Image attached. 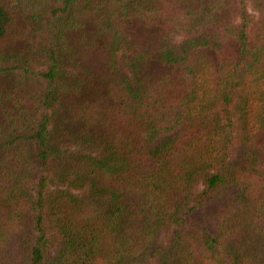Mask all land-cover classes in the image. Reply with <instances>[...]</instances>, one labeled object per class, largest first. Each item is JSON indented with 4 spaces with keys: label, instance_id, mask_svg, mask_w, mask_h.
I'll return each mask as SVG.
<instances>
[{
    "label": "trees",
    "instance_id": "1",
    "mask_svg": "<svg viewBox=\"0 0 264 264\" xmlns=\"http://www.w3.org/2000/svg\"><path fill=\"white\" fill-rule=\"evenodd\" d=\"M0 264H264V0H0Z\"/></svg>",
    "mask_w": 264,
    "mask_h": 264
}]
</instances>
